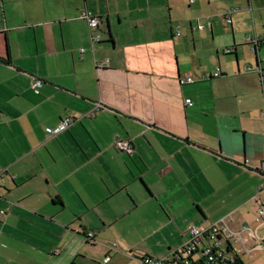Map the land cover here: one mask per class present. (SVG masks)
<instances>
[{
    "label": "crops",
    "instance_id": "1",
    "mask_svg": "<svg viewBox=\"0 0 264 264\" xmlns=\"http://www.w3.org/2000/svg\"><path fill=\"white\" fill-rule=\"evenodd\" d=\"M257 1L0 0V264H144L214 223L264 264V42L241 25Z\"/></svg>",
    "mask_w": 264,
    "mask_h": 264
},
{
    "label": "built area",
    "instance_id": "2",
    "mask_svg": "<svg viewBox=\"0 0 264 264\" xmlns=\"http://www.w3.org/2000/svg\"><path fill=\"white\" fill-rule=\"evenodd\" d=\"M234 10H231L227 13L226 22L232 24L231 13ZM80 18L85 19L88 22L89 29L91 32V37L93 42H99L102 40L101 35L96 31L99 30L101 25L100 18L93 16L87 9L82 11ZM208 26H211V22L202 23L198 21V28L205 29ZM179 28V27H178ZM177 34L180 35V31H177ZM248 43L254 44L253 49L257 48L261 43L264 42L263 38H255L248 36L246 38ZM233 49H227V53H231ZM82 52H85V49H81ZM105 63H108V60L102 61L99 63L100 66H103ZM216 77L222 76V70L220 66L216 67L214 73ZM211 76V75H210ZM182 84L187 82H193L191 77H185L180 79ZM32 89L36 93H40V89L43 86V80L41 78L35 77L32 81ZM186 103L192 104V100L189 98L186 100ZM103 107L102 103H97L94 111L91 113L94 115ZM72 118L64 119L57 127H49L47 130L52 135H57L67 129L70 125ZM116 148L119 151L132 153L134 150V145L130 140L120 139L115 143ZM262 168H264V161L262 162ZM1 174V173H0ZM256 222H264V204H261L257 209ZM249 228L247 225L243 226V229ZM253 236H255V231L251 229ZM96 233L94 231H88L86 237L89 241L95 239ZM235 238V234L227 229L226 226L219 223H214L207 227H198L191 225L188 228V237L185 243L176 251L170 254V256L164 258H156L152 256H145L143 258L144 264H237V256L241 258L240 253L236 251L233 246L232 251H228L227 245L231 243V240ZM110 257L105 258V262H109Z\"/></svg>",
    "mask_w": 264,
    "mask_h": 264
},
{
    "label": "rangeland",
    "instance_id": "3",
    "mask_svg": "<svg viewBox=\"0 0 264 264\" xmlns=\"http://www.w3.org/2000/svg\"><path fill=\"white\" fill-rule=\"evenodd\" d=\"M241 3H244L245 1H240ZM250 5H247V9H244V14H247V19H243L242 24H244V27L247 28V31L244 33L243 36L244 39H246L248 36H254V28L259 33L262 28H264V0H258L257 2L251 3V8H249ZM227 16V15H226ZM226 18V17H225ZM224 21V20H223ZM211 22V21H210ZM235 24L236 21L234 20ZM221 25H225L221 22V20L218 23V27ZM225 27L229 28V30L232 28L231 25H225ZM220 34V33H219ZM246 42V41H245ZM261 51V56L264 58V46ZM263 89L261 90V94L264 93V83H262ZM242 100V99H241Z\"/></svg>",
    "mask_w": 264,
    "mask_h": 264
},
{
    "label": "trees",
    "instance_id": "4",
    "mask_svg": "<svg viewBox=\"0 0 264 264\" xmlns=\"http://www.w3.org/2000/svg\"><path fill=\"white\" fill-rule=\"evenodd\" d=\"M0 175H1V174H0ZM231 247H232V244H231V243H228V245H227V249H228V251H230V252L232 251V248H231ZM236 263H237V264H244L243 261H242V258H240V257H238V256H237V259H236Z\"/></svg>",
    "mask_w": 264,
    "mask_h": 264
},
{
    "label": "water",
    "instance_id": "5",
    "mask_svg": "<svg viewBox=\"0 0 264 264\" xmlns=\"http://www.w3.org/2000/svg\"><path fill=\"white\" fill-rule=\"evenodd\" d=\"M253 51H254L255 54H258L259 49L258 48H254Z\"/></svg>",
    "mask_w": 264,
    "mask_h": 264
}]
</instances>
